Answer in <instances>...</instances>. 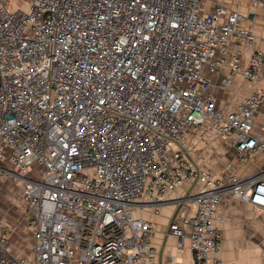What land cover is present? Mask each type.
Returning a JSON list of instances; mask_svg holds the SVG:
<instances>
[{
	"label": "built area",
	"instance_id": "obj_1",
	"mask_svg": "<svg viewBox=\"0 0 264 264\" xmlns=\"http://www.w3.org/2000/svg\"><path fill=\"white\" fill-rule=\"evenodd\" d=\"M233 1L208 13V0H0V184L22 181L33 231L32 262L4 234L0 264H159L154 223L135 212L184 186L189 212L168 232L187 234L194 264H224L219 206L234 194L264 209V168L213 174L189 156L187 137L203 128L204 143L231 139L239 165L264 153L253 132L264 37L255 46ZM249 2L264 16V0ZM235 74L251 93L223 112L212 88Z\"/></svg>",
	"mask_w": 264,
	"mask_h": 264
},
{
	"label": "crops",
	"instance_id": "obj_2",
	"mask_svg": "<svg viewBox=\"0 0 264 264\" xmlns=\"http://www.w3.org/2000/svg\"><path fill=\"white\" fill-rule=\"evenodd\" d=\"M215 2H221L229 8L235 6L233 0H208L206 12L213 11ZM242 11L247 14L248 22L255 26L257 35L255 46H262L264 37L262 11L253 8L249 0H242ZM249 51L246 49L245 58L249 55ZM227 72V69L223 68L220 72L213 74L211 78L214 84ZM212 92L218 109L226 112L247 97L251 93V87L242 75L235 74L231 84L222 88L214 85ZM262 93L264 95V82ZM209 124L210 121L208 126ZM202 129L192 130L187 137V144L191 149L189 156L201 168L213 174H219L231 165L230 171L240 175L256 173L264 168V153H257L251 161L239 165L238 150L231 139L218 136L214 141L204 143L198 137ZM253 132L264 136V102L256 114ZM3 183L4 181L1 184ZM187 189V186L180 187L161 205L142 206L135 212L137 216L150 219L154 223L151 240L160 250L159 264H173L175 260L178 264H194L193 250L187 234L178 236L168 232L173 217L189 212L188 203L178 202V199L187 193ZM218 216L220 219L216 225L222 232L219 256L224 264H264V209L253 208L250 203L239 199L234 194H227L219 206ZM189 230L188 225L187 232Z\"/></svg>",
	"mask_w": 264,
	"mask_h": 264
},
{
	"label": "rangeland",
	"instance_id": "obj_3",
	"mask_svg": "<svg viewBox=\"0 0 264 264\" xmlns=\"http://www.w3.org/2000/svg\"><path fill=\"white\" fill-rule=\"evenodd\" d=\"M17 7L28 9L29 0H14ZM13 8V5H11ZM0 186V236L5 234L12 252L33 260V231L24 218L26 203L22 197V181L13 176L4 178Z\"/></svg>",
	"mask_w": 264,
	"mask_h": 264
}]
</instances>
